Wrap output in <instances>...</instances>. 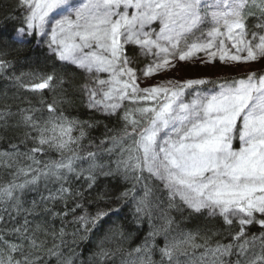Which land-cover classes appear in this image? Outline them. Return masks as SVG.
I'll return each mask as SVG.
<instances>
[{
  "label": "snow or ice",
  "instance_id": "snow-or-ice-1",
  "mask_svg": "<svg viewBox=\"0 0 264 264\" xmlns=\"http://www.w3.org/2000/svg\"><path fill=\"white\" fill-rule=\"evenodd\" d=\"M250 4L260 6L257 0H17V6L25 13L23 26L11 36L0 34V39L21 45L28 42L26 37L35 36L37 47L42 41L57 60L86 73L89 82L82 88L89 108L118 115L123 102L130 101L133 107L126 108L120 117L125 122L123 136L111 138L122 145L125 138L131 141L121 147L116 171L131 172L137 181L144 179L143 173L147 172L168 190L169 207H180L176 203L178 197L193 213L220 217L232 230V242H217L215 247L209 244L208 235L203 236V245L197 244L199 232L167 242L160 251L168 264H179L180 255L187 256L189 248L201 247V264H224L223 257L231 255L233 249L246 257V264H264V233L250 238L246 234L248 225L264 228V72L248 71L215 80L164 79L146 87L140 86L138 75L142 72L143 77L151 78L167 74L179 62L198 60L207 65L218 59L224 65H239L264 58V16L254 26L260 31H251L246 23L247 16L254 15L247 11ZM156 21L159 32L151 30ZM209 21L212 27L205 39L203 28ZM228 41L231 48L227 47ZM129 44L139 48L138 55L127 54ZM139 56L152 57L143 69L136 67ZM8 66V61L0 59V69ZM99 73H107L108 77L102 79ZM35 78L40 82L24 86L33 91L50 89L57 76L52 73ZM48 112L47 119L34 114L23 116L25 126L35 133L25 136L35 146L26 153L17 150L15 160L5 163L9 168L20 165L12 173L13 180L0 187V201L11 203L17 213L22 209L17 191L42 178L60 184L56 192L41 198L47 202L72 193L71 187L64 186L72 174L77 179L83 177L89 188L99 176L114 175L111 168L105 170V165L97 162L96 153L88 152L85 158L72 148L84 137V126L91 127L89 122L64 116L55 101L48 104ZM78 126L80 135L73 136ZM237 134L239 149L233 147ZM44 146L55 149L62 157L66 152L73 156L45 162L41 168L36 154L44 152ZM12 147L16 149L15 145ZM74 157L86 159L88 168L77 171ZM23 160H31L38 167L24 165ZM137 172L139 175H135ZM21 177V182H17ZM153 193V187L146 183L144 195L137 203L138 214L150 207ZM127 195L128 192L121 193L120 198ZM98 199H103V195ZM36 207L34 201L32 209L23 211L31 215ZM117 210L98 209L94 217L77 219L84 221L82 227L88 231L89 223L95 226L110 211ZM28 224L25 220L12 230L21 242L9 246L7 259L0 248V264H35L38 257L26 249L39 250L45 242L38 238L40 225L31 230ZM162 230L167 231V226ZM148 251L145 242L127 251L122 264H152ZM115 254L101 252L105 257ZM237 264L241 262L238 260Z\"/></svg>",
  "mask_w": 264,
  "mask_h": 264
},
{
  "label": "trees",
  "instance_id": "trees-1",
  "mask_svg": "<svg viewBox=\"0 0 264 264\" xmlns=\"http://www.w3.org/2000/svg\"><path fill=\"white\" fill-rule=\"evenodd\" d=\"M259 7L251 5L246 23L251 31L255 29L259 17L264 16V0H257ZM24 10L17 6V0H0V34L3 37L11 36L15 29L23 26ZM210 21L204 26L205 29ZM159 21L153 22L154 30L157 29ZM25 44H13L11 40L0 39V59L9 62V66L0 69V187L6 186L13 180L12 173L20 165L12 168L6 167L5 163L11 159L15 160V152L26 153L34 145L31 139H27L25 133L34 136L35 133L23 123V116L34 114L38 118L47 119L49 117L48 104H57V109L63 112L64 116L77 121H87L91 127L84 126L85 135L79 144L72 145L78 156L87 157L88 152L97 154V162L105 165V170L111 168L114 172L112 176H99L95 185L89 188L83 177L77 179L75 174L70 176L65 187H71L72 193L64 194V199L55 201H43L42 197H47L49 192H56L60 187L59 183L41 179L35 185L27 186L23 191H17L20 197L22 209L19 213L11 203L0 201V248L4 249L5 256L11 244L20 243V237L12 231L29 222L31 230H35L40 225L38 232L39 240L45 243L39 250L33 251L38 259L35 264H122L127 251L142 246L147 242L148 253L152 264H168L167 258L161 254V249L165 244L174 239H183L187 234L199 235L196 243H205L203 236L211 237L209 244L215 247L216 243L228 244L232 242L229 226L225 225L220 217H209L207 212L203 214L193 213L186 206L182 205L179 199L177 207H169L168 191L155 178H150L147 172L143 173L144 179L137 181L134 175L129 172L124 173L123 169L117 172V161L121 157V147L130 144L131 141L125 138L122 145L119 140L113 141L112 137H122L125 122L120 119L126 108L133 105L130 101H124L118 115H107L102 111L88 107V97L85 95L82 86L89 82V77L82 70L74 65L63 63L56 59L55 55L48 52L47 46L41 43L37 47L35 36L26 37ZM129 56L138 55V47L133 44L126 46ZM146 59L139 56L136 67L141 69L145 65ZM147 62V61H146ZM212 68L214 76L199 75L198 78H209L212 80L222 76H240L246 73H230V67L220 65V61H215ZM258 69L264 72V64L258 65ZM257 71V70H256ZM55 73L57 79L50 89L33 91L24 85L32 82H40L35 77ZM100 78L106 79L104 73L98 74ZM106 77V78H105ZM188 76H185V78ZM19 78V79H17ZM61 78L63 83H61ZM183 79V78H179ZM196 79V78H195ZM185 80V79H184ZM185 99H191L186 96ZM26 110H32L29 113ZM79 136V126L72 133ZM238 134L234 138V146L238 140ZM103 141V143H102ZM15 145L16 149L12 146ZM37 153V159L42 163L57 161L62 158L73 156L72 152L64 153V157L55 149H49ZM108 149H112L111 152ZM5 154H12L11 156ZM24 165L32 164L31 160H23ZM32 166L38 167L35 164ZM74 166L79 169H87V160H80L74 157ZM85 176L87 173L85 172ZM135 175H139L137 172ZM23 177L17 182H21ZM153 187L154 193L151 198L150 207L144 212L137 213V203L143 197L145 184ZM77 192L82 195H76ZM128 192L124 198L121 193ZM103 195V199L98 196ZM37 207L33 214L29 215L23 209H32L33 202ZM14 203V202H13ZM80 207L77 208L76 205ZM7 208V211L5 209ZM45 209H48L46 211ZM75 209V211H73ZM98 209H118L110 211L109 214L100 220L95 226L92 223L87 225L88 231L82 227L84 221L78 217L87 215L94 217ZM55 213V215H53ZM170 221V224H169ZM167 226V231L162 230ZM238 225L235 230H238ZM63 230V235H61ZM154 233V235H150ZM264 233V228L258 224L246 226V234L250 238L253 235L260 236ZM7 242V243H5ZM26 243V242H25ZM53 250L50 252L49 250ZM120 251H117V250ZM115 252L114 256H102L101 252ZM257 251L259 249L257 248ZM204 248H189L188 255H180L179 264H201V254ZM250 255V254H249ZM19 258V254H16ZM246 264V257L239 256L236 249L231 255L223 257L224 264Z\"/></svg>",
  "mask_w": 264,
  "mask_h": 264
},
{
  "label": "rangeland",
  "instance_id": "rangeland-1",
  "mask_svg": "<svg viewBox=\"0 0 264 264\" xmlns=\"http://www.w3.org/2000/svg\"><path fill=\"white\" fill-rule=\"evenodd\" d=\"M152 26H154V25H151V30H153L154 32H159L160 24L157 25L158 30H154ZM211 27H212V24L209 23V25L205 29H203V31L205 32V39H207L206 32ZM197 35H200V33L198 32ZM248 39H251V36H248ZM41 43L43 44L42 41H41ZM227 47L231 48V41L227 42ZM232 51L235 52V49H232ZM138 53H139V48H138ZM246 54H247L246 52L242 53V55H246ZM199 55L202 56L204 59H207V57L204 56L203 53H200ZM140 57H143V56H140ZM143 58L146 59L147 62L145 61V65H143V67L141 69H143L146 66V64L148 62H150L152 59V57H148V58L143 57ZM216 61H219V60L217 59ZM215 64L216 63L214 62L212 64L204 65V64H201L198 60L190 61V62H179L178 67L174 71H168L167 74H163V73L157 74L156 76L151 77V78L143 77V73L139 72L138 75L141 77L140 86L146 87L149 84H155V83H157L161 80H164V79L179 80V78H183L180 80H184V79L186 80V79H195V78L197 79L198 77H196V76H199V75L214 76L215 71L212 68V66H214ZM260 64H264V58H261L255 62H249L247 64L241 63L239 65H236V64L224 65V64L220 63V65H222V66L230 67V70H229L230 73L234 72L237 74L246 73L248 71H256V70L259 71L258 69L260 68V66H258V65H260ZM104 74H106V76L108 77L107 73H104ZM185 76H188V77L185 78ZM237 138H238V136H237ZM240 146L241 145H240L239 138H238L235 146H234V141H233V147L235 149H239ZM160 183L162 184V187L164 188L163 183L162 182H160Z\"/></svg>",
  "mask_w": 264,
  "mask_h": 264
}]
</instances>
